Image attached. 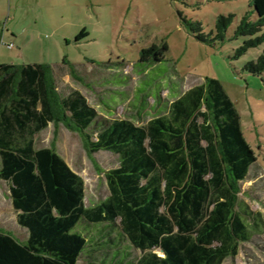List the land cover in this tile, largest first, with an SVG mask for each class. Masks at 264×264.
I'll list each match as a JSON object with an SVG mask.
<instances>
[{"label": "trees", "instance_id": "16d2710c", "mask_svg": "<svg viewBox=\"0 0 264 264\" xmlns=\"http://www.w3.org/2000/svg\"><path fill=\"white\" fill-rule=\"evenodd\" d=\"M250 4L258 18L245 15L236 34L257 36L235 58L264 43V0ZM232 19L220 15L213 37H197L224 40ZM168 50V43H154L140 60L163 61ZM244 68L263 75L264 51ZM55 73L44 63L0 64V179L28 232L21 242L0 230V264H90L101 255L109 258L104 264H224L263 231L262 214L239 195L258 157L218 78L170 102L160 92L159 114L139 124L101 118L79 88L61 94ZM62 120L85 135L91 152L118 156V166L106 173L110 193L96 204H86L83 177L54 147L37 146V135ZM82 220L101 227L75 230ZM130 247L140 254L131 257Z\"/></svg>", "mask_w": 264, "mask_h": 264}, {"label": "rangeland", "instance_id": "374dc122", "mask_svg": "<svg viewBox=\"0 0 264 264\" xmlns=\"http://www.w3.org/2000/svg\"><path fill=\"white\" fill-rule=\"evenodd\" d=\"M230 14L224 40L204 42L197 37L200 32L213 37L218 17ZM245 15L250 21L258 18L250 0H0V64L52 66L57 90L67 94L81 89L101 118H134L143 124L159 114L155 105L160 92L164 102H170L210 77L223 83L258 157L241 182L240 199L263 218V231L224 264H264V74L244 68L262 54L264 43L234 57L236 49L257 36L236 34ZM164 42L169 45L165 60H140L143 48ZM146 94L150 106L144 111ZM137 110H142L141 117ZM87 142L64 120L37 135L38 147H54L83 177L90 206L109 195L106 173L119 160L109 151L91 152ZM17 216L9 185L0 179V230L25 242L28 232ZM99 227L82 220L75 230L86 233ZM129 252L131 257L140 254L134 247ZM105 261L109 258L101 255L90 264Z\"/></svg>", "mask_w": 264, "mask_h": 264}, {"label": "built area", "instance_id": "2783aa9c", "mask_svg": "<svg viewBox=\"0 0 264 264\" xmlns=\"http://www.w3.org/2000/svg\"><path fill=\"white\" fill-rule=\"evenodd\" d=\"M12 46V45H11Z\"/></svg>", "mask_w": 264, "mask_h": 264}, {"label": "crops", "instance_id": "0c3cea01", "mask_svg": "<svg viewBox=\"0 0 264 264\" xmlns=\"http://www.w3.org/2000/svg\"><path fill=\"white\" fill-rule=\"evenodd\" d=\"M1 43V42H0Z\"/></svg>", "mask_w": 264, "mask_h": 264}]
</instances>
